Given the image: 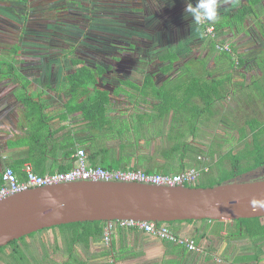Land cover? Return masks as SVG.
I'll return each instance as SVG.
<instances>
[{
    "label": "trees",
    "instance_id": "1",
    "mask_svg": "<svg viewBox=\"0 0 264 264\" xmlns=\"http://www.w3.org/2000/svg\"><path fill=\"white\" fill-rule=\"evenodd\" d=\"M0 1H14V0H0ZM19 2H26L27 0H15ZM246 1V2H245ZM244 4L238 6L235 9H231L226 12L219 14V19L216 22L204 23L201 25V29L209 26H214V36L210 37L209 40L213 43L216 48V60H224V72L218 74V70L222 69L223 65L220 64L216 68L207 69L204 63L196 60L202 68L193 67L190 59L185 58L184 61H180L181 56L176 50L172 52H162L158 54V59L162 61V65H157V70L153 72H147L144 75L141 84H137L129 78V75H125L126 78H119L120 82L127 85L133 91H139V94L150 95L153 98H159L161 100V108L166 112L174 110L177 112V116L182 117L186 115L185 122L184 118H181L180 125L176 126L174 130L169 131L170 138L175 135V146L173 151L178 152L182 149L193 158V163L190 167H195L201 171V178L190 186H211L214 183L221 182L222 180L233 177L237 174L252 169L260 164L264 163V116L263 118L258 116L247 117L244 109H240V106H231V108L238 112V116H234L232 119H224L223 116H227L224 110L221 114L219 113L221 107L223 108V99L230 93L232 94L233 101L244 102L248 104L254 98L264 99V61H259L258 65L254 63L256 60L247 51H236L237 58L234 60L232 52L227 49H220L224 45L225 38H219L220 35L227 30H233L237 32L248 33L251 28L247 25L252 21V17L256 16V8H260L264 4V0H245ZM228 2V1H226ZM5 8L11 10L10 5H6ZM263 11L253 25L256 28L257 35L259 36L260 30H264V6L260 8ZM133 11L137 14L131 16L130 14H123L125 20L128 22L125 24L130 32L140 31V29L146 28L149 34L144 35L149 39L153 35H157V28L160 24L156 22L154 15L161 17L165 12L159 10L158 13H150L148 16L141 15L142 10L139 7H135ZM148 14V13H147ZM257 18V16H256ZM155 20V21H154ZM249 26V27H248ZM171 32L173 28L171 26L165 28ZM22 38V33L20 39ZM259 37H250V39H257ZM140 40V39H139ZM176 41V40H175ZM174 41V42H175ZM173 42V43H174ZM171 43V44H173ZM130 47L133 48V43H129ZM147 46L144 50L145 55L151 57L156 53L154 43L148 41ZM160 43V46L165 47ZM181 46V45H178ZM6 49V48H5ZM21 50L19 44H14L9 49H6L7 54L0 56V81L9 80L14 81L21 79L19 85L20 91L17 93L16 98L23 103L27 109V119L29 120V152L30 157H36L41 152L54 151V143H48L47 138L52 135L48 126L46 132H43V125H40V121H44L47 118L45 114H42L44 104L35 103V95L26 91L31 81L27 78H22L23 74L20 73L18 62L20 58L18 53ZM232 50V49H231ZM183 54L184 50H180ZM69 54L75 53L73 47L70 48ZM138 54V53H133ZM119 59L118 57H114ZM72 65H75V69L69 72L63 82L64 92L68 94L67 99L69 109L68 111L80 110L83 117L90 121L93 126H98V123L94 118L95 113L105 111L109 103L111 102L110 92L106 89L99 87V79L102 75L112 71V74H116L117 71L111 65V63H100L95 62L89 64L85 62L84 58L80 56L69 57ZM138 60V59H137ZM192 60V59H191ZM180 62V64H178ZM194 62V61H193ZM128 63V62H127ZM125 63V64H127ZM236 68V72L242 74L243 79L239 80L237 85L234 86L232 82L233 72L231 68ZM259 70L257 73L255 70ZM128 70V68H124ZM149 70V69H148ZM176 70L179 78L170 84H164L159 87L156 83V78L159 74H168L170 71ZM146 71V70H145ZM144 71V72H145ZM155 71V72H154ZM234 71V72H235ZM143 72V73H144ZM117 75V74H116ZM116 76H112L115 78ZM118 79V76H117ZM89 86L94 89L93 93L90 92ZM104 86V84H103ZM234 87V88H233ZM235 98V99H234ZM237 98V99H236ZM39 101V100H38ZM37 111V113H36ZM218 116V117H217ZM179 121V119H178ZM183 123L184 127H183ZM217 123H222L237 131V141L244 143L243 147L235 152L232 150L221 152L223 145L219 142L215 136L208 134V129L216 130ZM205 125V126H204ZM192 135V141L188 143L187 137ZM207 139L208 142L203 140ZM55 142V140H53ZM202 141V143H200ZM100 153H96L95 156ZM184 156V154H183ZM182 156V157H183ZM11 165V164H10ZM92 165H97L92 163ZM18 174L19 178H24V173L20 171V167L11 166ZM71 166L59 167L58 171L68 170ZM108 168V167H106ZM149 172L148 170H145ZM38 174H45L43 170H36ZM0 172V185L2 183V177ZM207 220V219H205ZM178 221H195V220H177L166 222L168 226ZM220 221V220H216ZM235 226L229 227V232L238 233L243 236H247L252 243L257 244L261 249L260 245L264 243V217L254 218H241L233 220ZM105 221H78L68 224H61L52 226L45 229L60 228L61 230L57 234V245L55 250L60 249L59 242L60 238L64 243V250L67 254V259L57 264H86L74 255L73 248L74 244L81 243L86 246L90 243L91 239L100 240L103 237ZM36 232L30 233L28 236H32ZM24 236L10 241L8 244L14 245L15 251L13 255L9 257L10 260L14 261V254L21 253L22 247L19 245V241L23 240ZM56 240V239H55ZM25 244V242H23ZM2 249V247H0ZM24 252V251H23ZM25 255L22 254L20 258L15 259L18 264H23ZM11 262V261H10ZM25 264H30V261H25ZM32 264V263H31Z\"/></svg>",
    "mask_w": 264,
    "mask_h": 264
},
{
    "label": "crops",
    "instance_id": "2",
    "mask_svg": "<svg viewBox=\"0 0 264 264\" xmlns=\"http://www.w3.org/2000/svg\"><path fill=\"white\" fill-rule=\"evenodd\" d=\"M111 72L99 79V87L110 92L111 102L105 111L94 114L98 126L91 125L80 110L68 111L69 96L64 92L63 83L59 84L64 80L60 81L58 74H46L44 84L36 92L29 90L30 85L27 87L26 91L35 95L34 102L44 104L41 113L47 118L39 124L44 126L43 132L47 130L45 126L49 127L52 135L47 142L54 143L53 152H41L33 158L28 143L31 137L26 113L29 109L16 98L17 93H13L11 86V98L0 99V172L5 166L13 165L22 172L23 165L29 163L35 172L53 173L59 167H72L79 148L85 150L90 164L108 168L175 173L190 167L192 156L190 153L186 156L184 149L173 151L175 135L172 138L169 135L170 130L180 125L181 118L185 122L186 115L179 117L169 109L164 112L159 98L133 91L119 79L112 78L116 74ZM177 78L178 73L172 70L159 74L156 83L161 87ZM89 88L93 93L92 86ZM187 140L190 143L192 135ZM96 153L100 154L95 156ZM227 225L233 227V221H178L170 225L174 232L193 238L200 251L117 225L107 243L103 237L91 239L88 246L74 244L73 252L86 264H264V243L258 249L260 242L255 244L247 236L229 232ZM60 241L58 250L66 254L64 243Z\"/></svg>",
    "mask_w": 264,
    "mask_h": 264
},
{
    "label": "rangeland",
    "instance_id": "3",
    "mask_svg": "<svg viewBox=\"0 0 264 264\" xmlns=\"http://www.w3.org/2000/svg\"><path fill=\"white\" fill-rule=\"evenodd\" d=\"M244 1L220 0L219 14L241 6ZM192 2L195 4V0H192ZM6 5H10L11 10L8 9L7 11ZM135 7L141 8V15H145V18L150 13H158L159 10L165 12L161 17H157V14L154 15L156 22L159 20L158 23L162 24L157 28V35L150 38L152 40L144 35L143 30L146 28H141L140 31H128L129 28L125 25L128 20L124 19L123 14H130L131 16L137 14L138 11H133ZM185 7L186 0L0 1V56L7 54L6 49L14 44L21 46L18 56L16 55L20 58L17 66L20 73L23 74L22 78L32 80L29 86V90L32 89V92H36L44 84L43 79L46 78V74H58L57 77L60 78V81L65 80L66 75L76 67L69 60V57L75 55L84 58L85 62L89 64L95 62L111 63L117 71L115 78L118 76V79H122L126 78L125 75H129V78L134 79L135 83L139 82V84L144 78L143 74L153 72L150 68L157 70V65H162L163 62L158 59V54L165 51L172 52L176 50L180 53L181 62L188 58L192 62V66L199 67L200 71H202V68L196 60L204 63L206 68L210 69L209 71L222 64V69L217 71L218 74H221L226 70L224 68L226 62L221 59L216 60L215 55L218 46L216 45L215 48L209 40V35L212 34L206 35L201 26L197 31V26L192 24L191 17L185 16ZM260 8H256L257 18L254 15L252 21L247 24L251 28L248 33L227 30L223 35H220L219 38L226 37L225 44L220 49L231 51L234 60L237 58V53L233 51V48H236L238 51L250 50L255 55L259 53V56H262H260V61H264V48L259 52L261 47H257L256 44L258 38L250 39V37L264 39V30H260L259 36H256L257 32H255L256 28L254 27L256 25H253L263 14ZM169 26L173 30L166 32L165 28ZM200 32L204 33L202 37ZM21 33L22 38L20 39ZM145 33L149 34L147 29ZM260 39H258L259 42L264 45V41ZM148 41L151 44L153 41L156 49V53L151 57L146 56L144 52ZM161 42L163 45L170 44L162 47L160 46ZM129 43H133L134 49L130 47ZM71 47L75 50L73 54H69ZM180 50H184L183 54ZM135 52L138 54H133ZM124 68H128V70H124ZM235 70L237 69L231 68L234 86L237 85L239 80L243 79L242 74ZM255 71L260 73L258 69ZM130 73L133 75L131 76ZM20 80H1L0 99L4 98L8 101L11 98V86L14 89L13 93H18L21 89ZM62 83L59 82V84ZM231 95L229 93L223 99V108L221 107L219 112L221 114L224 110L226 111L227 116H223L224 119H232L234 116H238V112H234L231 108L232 105L244 109L245 113H248L246 114L247 117L255 115L263 118L264 99L254 98L251 102L245 104L237 100L233 101ZM217 125L216 130H208L207 132L211 136L214 135L219 142H222L221 152L239 151L244 143L237 141V131L222 123H217ZM204 142H208L207 139H204ZM199 174L198 180L201 178V171H199ZM229 227L230 225H227V228ZM60 230V228H54L53 230L36 232L32 236H25L23 240L19 241L20 243L25 242L22 245L24 251H22V254L25 255L23 264L28 260L30 264H57L62 262L66 254L61 250H55L58 243L57 234ZM22 254L16 253L14 258H20ZM14 264L18 263L15 261Z\"/></svg>",
    "mask_w": 264,
    "mask_h": 264
},
{
    "label": "water",
    "instance_id": "4",
    "mask_svg": "<svg viewBox=\"0 0 264 264\" xmlns=\"http://www.w3.org/2000/svg\"><path fill=\"white\" fill-rule=\"evenodd\" d=\"M264 217V163L211 186L122 180L29 187L0 200V247L78 221L226 220Z\"/></svg>",
    "mask_w": 264,
    "mask_h": 264
},
{
    "label": "built area",
    "instance_id": "5",
    "mask_svg": "<svg viewBox=\"0 0 264 264\" xmlns=\"http://www.w3.org/2000/svg\"><path fill=\"white\" fill-rule=\"evenodd\" d=\"M206 35L214 36V26L209 25L204 29ZM24 178L20 179L15 170L10 166L2 169V183L0 185V200L10 194L23 191L29 187L71 181L76 179L89 180H122L137 181L142 183L160 185H190L198 181L199 170L188 167L175 173L147 172L140 168H106L102 165H92L88 162L85 150L79 148L76 151L73 165L65 171L38 174L29 163L22 167ZM134 228L149 233L161 240L185 246L189 250L200 251L195 240L189 236L180 235L163 222L138 221L132 219L114 220L107 222L104 227L103 240L109 241L110 234L116 226Z\"/></svg>",
    "mask_w": 264,
    "mask_h": 264
},
{
    "label": "clouds",
    "instance_id": "6",
    "mask_svg": "<svg viewBox=\"0 0 264 264\" xmlns=\"http://www.w3.org/2000/svg\"><path fill=\"white\" fill-rule=\"evenodd\" d=\"M220 0H186V7L184 13L186 17H191L192 24L199 26L204 23L216 22L219 19ZM191 24V25H192ZM204 35L200 32V36Z\"/></svg>",
    "mask_w": 264,
    "mask_h": 264
},
{
    "label": "flooded vegetation",
    "instance_id": "7",
    "mask_svg": "<svg viewBox=\"0 0 264 264\" xmlns=\"http://www.w3.org/2000/svg\"><path fill=\"white\" fill-rule=\"evenodd\" d=\"M260 39V38H258ZM257 39V47H261V49H259V52L262 51V49L264 48V45H261V43L259 42V40ZM261 40V39H260ZM262 40L264 41V39L262 38ZM261 40V41H262ZM264 44V43H263ZM253 48V47H252ZM247 51V50H246ZM252 57H254L256 60H254V63L256 65H258V62L260 61V56H259V53H256V55L252 52V51H247ZM233 55V53H232ZM258 57H259V60H258ZM262 57V56H261ZM176 71V70H174ZM44 230H47V229H43V230H40V231H37V232H42ZM28 236V235H27ZM25 237V236H24ZM19 245L22 247V245H24V243H19ZM15 251V248H14V245H11V244H6L4 246H2V249L0 248V264H14L15 261H12V260H8L10 255L12 256L13 255V252ZM11 261V262H10Z\"/></svg>",
    "mask_w": 264,
    "mask_h": 264
}]
</instances>
